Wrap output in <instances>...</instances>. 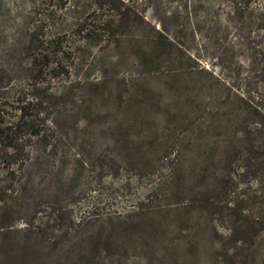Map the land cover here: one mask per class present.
I'll return each instance as SVG.
<instances>
[{
	"label": "rangeland",
	"instance_id": "374dc122",
	"mask_svg": "<svg viewBox=\"0 0 264 264\" xmlns=\"http://www.w3.org/2000/svg\"><path fill=\"white\" fill-rule=\"evenodd\" d=\"M99 1L0 0L3 118L31 96L24 45L37 12L71 46L67 72L38 83L64 91L36 120L47 144L26 136L0 161V264H214L229 152L258 118L239 92L264 94L255 23L233 0H122L129 15L113 34L82 37L106 12ZM236 250L263 264L264 231Z\"/></svg>",
	"mask_w": 264,
	"mask_h": 264
},
{
	"label": "trees",
	"instance_id": "16d2710c",
	"mask_svg": "<svg viewBox=\"0 0 264 264\" xmlns=\"http://www.w3.org/2000/svg\"><path fill=\"white\" fill-rule=\"evenodd\" d=\"M250 3L251 0H233L234 12L245 18V21L255 23L259 40L254 42L249 38L251 34H248L249 37L247 35V41H253V46H249L252 48L249 59L255 58V73L264 91V0H261L254 18ZM37 5H40V1ZM96 7L106 12L100 17V24L77 27L75 31L82 33V37L88 38L101 33L113 34L116 26L128 17L130 11V7L122 0H102ZM131 12L133 13L132 10ZM37 13L39 16L33 20L35 24L24 45L29 53V60L24 68L23 80L30 81L31 96L26 99L24 93L22 96L18 94L15 97L18 103L15 106V115L9 119L0 116V161L15 159L22 149L21 140L26 136L34 135L47 144L45 134L36 120L40 119L39 113L47 112L48 106L58 102L64 94L63 90H47L46 86H39L38 83L43 74L57 76L62 71L67 72L71 46L62 32L48 34L43 24L46 13ZM255 95L256 98L247 88L239 92L241 99L249 101L258 118L246 121L247 124L242 126L243 136L247 138L246 143L243 146H233L229 152V159H234L237 163L234 166L229 164L226 178L223 180L224 185L219 187L223 196L219 198L222 204L220 202L218 207L223 210L216 211L214 219L216 225L225 223L226 232L219 238L221 250L214 251V264H250L247 255L238 256L236 248L242 245L251 246L255 237L264 231V94L255 90ZM47 119V116L41 117V123ZM257 136L260 139L256 143ZM239 181L246 183L242 191L236 190ZM262 262L264 264V256Z\"/></svg>",
	"mask_w": 264,
	"mask_h": 264
}]
</instances>
